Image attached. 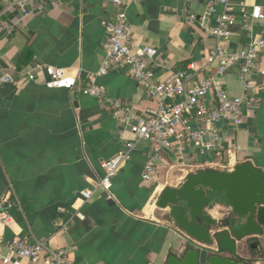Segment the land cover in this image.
<instances>
[{"label": "crops", "instance_id": "crops-1", "mask_svg": "<svg viewBox=\"0 0 264 264\" xmlns=\"http://www.w3.org/2000/svg\"><path fill=\"white\" fill-rule=\"evenodd\" d=\"M124 1L134 40L158 49L157 59L164 64L157 67L159 79L171 69L193 67L201 77L216 72L207 67L216 39L201 23L210 0ZM231 1L237 23L224 43L232 49L245 48L248 36L242 13L255 4L264 11V0ZM10 2L0 0V7ZM116 11L111 0H59L25 17L17 7L2 16V21L17 24L11 33L0 36L1 67L53 65L77 75L81 82L72 90L27 79L0 87V194L12 187L20 202L11 211L10 225L0 227V233L5 242L17 237L50 241L54 247L66 248L74 264H167L172 254L183 257L189 243L168 211L156 204L166 186H180L206 160L218 162L214 170L219 171L247 161L264 170V60L250 91L256 102L234 131L232 151L215 156L186 146L181 153L176 144L161 152L158 174L146 182L143 171L151 144L125 128L106 100L82 91L87 74L97 72L103 60L102 22ZM190 14H196V20H189ZM207 23L214 26V17ZM252 25L256 34L264 35V20ZM97 82L105 85L110 97L136 110L157 105L126 70L111 71ZM224 83L232 95L243 91L236 68L225 74ZM129 141L135 144L132 159L113 179L109 197L98 188L105 175L103 163ZM86 188L95 190L88 202L80 195ZM227 211L218 204L208 211L220 220L212 235L217 229L224 234L220 242L214 235L212 250L234 260L264 264V243L252 247L247 239H234L222 223ZM55 220L68 228H58ZM224 239L235 247L227 246ZM21 264L34 263L23 259Z\"/></svg>", "mask_w": 264, "mask_h": 264}, {"label": "built area", "instance_id": "built-area-1", "mask_svg": "<svg viewBox=\"0 0 264 264\" xmlns=\"http://www.w3.org/2000/svg\"><path fill=\"white\" fill-rule=\"evenodd\" d=\"M59 0H12L8 6L0 7V36L11 33L16 24L2 21L5 12L17 7L22 17L34 11H44L47 6ZM117 7L113 18L102 22L106 40L103 45V60L97 72L88 73L83 80L82 91L92 97L106 100L114 117L121 122L137 139L151 144V153L144 166L143 179L149 182L159 170L163 150H171L178 145L179 152L186 146H194L202 154L230 153L234 147V131L245 121V112L253 108L256 98L250 93L254 74L264 60V35L254 32L252 22L264 20L260 5H253L242 13V23L247 31L248 42L245 48L232 49L224 40L232 35V27L237 23L235 5L231 0H210L208 10L202 17V25L216 39L215 46L207 58V67L216 68L210 76H199L192 67L171 69L168 75L159 79L157 67L164 66L158 61V49L152 45L139 44L134 40L128 18V3L124 0H111ZM222 6V10L218 9ZM213 16L215 24L208 26L207 20ZM190 14L189 20H196ZM236 68L242 82V93L232 95L224 83L225 74ZM115 70H126L138 85L144 88L147 97L157 102L156 107L136 110L121 99L108 95L105 85L97 78ZM43 81L49 88L74 89L81 82L77 75L66 69L45 64H36L27 69L4 68L0 66V87L7 84L19 85L24 80ZM123 134V132H121ZM134 142H127L114 156L104 161L105 175L98 188L111 197L113 179L122 166L132 159ZM218 162L206 160L203 168L215 169ZM84 201L93 199L95 190L86 188L80 191ZM20 204L14 189L10 187L0 194V227L9 226L11 211ZM80 219L85 215L78 212ZM58 228L67 229L68 224L55 220ZM28 259L34 264H74L64 247H54L50 241H30L17 237L5 242L0 233V264H21Z\"/></svg>", "mask_w": 264, "mask_h": 264}, {"label": "water", "instance_id": "water-1", "mask_svg": "<svg viewBox=\"0 0 264 264\" xmlns=\"http://www.w3.org/2000/svg\"><path fill=\"white\" fill-rule=\"evenodd\" d=\"M156 204L168 211L189 243L183 257L172 254L167 264H245L212 250L214 235L219 242L224 235L221 229L212 235L220 224L208 212L213 204L229 208L222 221L228 219L227 229L234 239H255L252 247L264 243V170L252 162L226 171L200 168L180 186H166Z\"/></svg>", "mask_w": 264, "mask_h": 264}, {"label": "trees", "instance_id": "trees-1", "mask_svg": "<svg viewBox=\"0 0 264 264\" xmlns=\"http://www.w3.org/2000/svg\"><path fill=\"white\" fill-rule=\"evenodd\" d=\"M207 169H209V168H207ZM223 224L227 226L228 225V219L224 220ZM253 261H254V259L244 260L245 264H252Z\"/></svg>", "mask_w": 264, "mask_h": 264}, {"label": "rangeland", "instance_id": "rangeland-1", "mask_svg": "<svg viewBox=\"0 0 264 264\" xmlns=\"http://www.w3.org/2000/svg\"><path fill=\"white\" fill-rule=\"evenodd\" d=\"M221 206H223V207L229 209L228 207H226V206H224V205H221ZM224 240H225L227 246H229V247H231V248H234V247H235V243H234V242H230V243L228 242V243H227L226 239H224ZM223 243H224V242H223Z\"/></svg>", "mask_w": 264, "mask_h": 264}, {"label": "flooded vegetation", "instance_id": "flooded-vegetation-1", "mask_svg": "<svg viewBox=\"0 0 264 264\" xmlns=\"http://www.w3.org/2000/svg\"><path fill=\"white\" fill-rule=\"evenodd\" d=\"M254 240H255V239H251V244H252V242H254Z\"/></svg>", "mask_w": 264, "mask_h": 264}]
</instances>
